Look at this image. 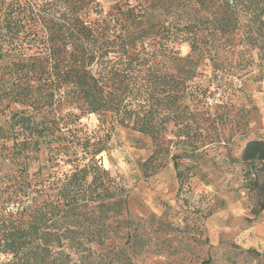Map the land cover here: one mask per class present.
<instances>
[{"label": "trees", "instance_id": "16d2710c", "mask_svg": "<svg viewBox=\"0 0 264 264\" xmlns=\"http://www.w3.org/2000/svg\"><path fill=\"white\" fill-rule=\"evenodd\" d=\"M128 1L106 16L93 0H18L3 13L0 264H139L151 248L149 228L129 217V191L97 156L117 126L157 139L175 118L162 112V97L172 106L176 96L159 89L156 71L175 61L177 45L189 46L185 59L218 69L238 38L246 44L239 76L251 72L254 49L264 58V0ZM159 9L170 20L149 23ZM61 105L78 111L72 121L95 114L103 134L78 136ZM43 142L45 164L31 169ZM240 161L244 187L264 209V136L247 140Z\"/></svg>", "mask_w": 264, "mask_h": 264}, {"label": "rangeland", "instance_id": "374dc122", "mask_svg": "<svg viewBox=\"0 0 264 264\" xmlns=\"http://www.w3.org/2000/svg\"><path fill=\"white\" fill-rule=\"evenodd\" d=\"M17 1L0 0V20ZM117 2L124 0H93V6L106 16ZM58 7L63 11L65 6ZM171 15L159 9L149 23L158 25ZM238 40L218 69L208 59H185L189 46L177 45L175 61L159 63L156 71L159 89L169 88L177 97L170 106L161 96L162 112L175 118L163 123L157 139L117 126L97 156L108 175L120 178L129 191V217L149 228L144 236L150 237L151 248L139 264H264V209L257 202L261 198L244 187L240 161L247 140L264 136V58L254 49L251 72L239 76V51L246 44ZM144 45L149 48L146 41ZM57 112L78 136L97 139L103 134L95 114L83 113L72 121L75 108L61 105ZM47 145H39V160L31 169L45 164ZM69 168L70 163L60 166Z\"/></svg>", "mask_w": 264, "mask_h": 264}, {"label": "crops", "instance_id": "0c3cea01", "mask_svg": "<svg viewBox=\"0 0 264 264\" xmlns=\"http://www.w3.org/2000/svg\"><path fill=\"white\" fill-rule=\"evenodd\" d=\"M263 125H264V119H263Z\"/></svg>", "mask_w": 264, "mask_h": 264}]
</instances>
